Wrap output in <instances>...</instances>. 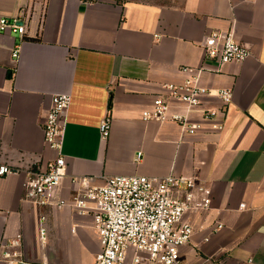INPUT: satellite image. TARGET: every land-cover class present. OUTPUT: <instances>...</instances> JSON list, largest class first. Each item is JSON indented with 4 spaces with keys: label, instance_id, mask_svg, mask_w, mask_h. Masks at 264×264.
I'll return each instance as SVG.
<instances>
[{
    "label": "crops",
    "instance_id": "0c3cea01",
    "mask_svg": "<svg viewBox=\"0 0 264 264\" xmlns=\"http://www.w3.org/2000/svg\"><path fill=\"white\" fill-rule=\"evenodd\" d=\"M0 15H22L26 26L23 35L0 34V163L19 170L0 176V253L18 234L32 264H93L101 249L92 213L39 209L26 197L27 171L57 156L43 129L52 96L70 93L57 198L71 199L75 176H196L212 188V205L184 215L194 233L182 263L264 264V0H0ZM215 31L233 32L251 55L221 66L206 60ZM203 65L204 86L234 94L217 118L222 130L197 112L194 134L142 118L165 83L191 75L182 68Z\"/></svg>",
    "mask_w": 264,
    "mask_h": 264
},
{
    "label": "built area",
    "instance_id": "2783aa9c",
    "mask_svg": "<svg viewBox=\"0 0 264 264\" xmlns=\"http://www.w3.org/2000/svg\"><path fill=\"white\" fill-rule=\"evenodd\" d=\"M17 32L23 35L26 26L22 15H0V34ZM206 60L221 66L242 62L251 55V50L240 43L233 32L215 31L209 34L204 44ZM19 46L13 51L18 57ZM191 75L182 82L165 83L164 93L158 94L152 106L143 111L145 121L173 120L179 123L183 133L194 134L201 124L191 121V113H200L204 121L211 122L214 130L224 125L217 121L220 113L233 101L230 88L211 89L201 82L206 66L184 67ZM214 97L219 105L208 103ZM70 93L52 96L51 107L46 114L43 129L46 143L57 152L46 169L34 166L27 171L26 197L39 209L46 206L64 207L71 204L80 213H92L100 237L101 249L93 264H183L180 249L194 233L189 221L183 220L189 211L209 209L212 205V188L196 176L170 173L164 176L115 175L102 177V183L91 175L75 176L72 179L75 193L71 199L56 197V190L67 173V161L62 153L66 113L71 105ZM177 106L184 112L174 111ZM109 113L100 125L103 139L111 130ZM142 152L136 159L140 160ZM18 169L0 163V176L17 173ZM243 206V205H242ZM45 215L40 217V234L45 237ZM223 225L218 223L216 231ZM4 264H32L26 259L22 234L9 239L0 253ZM250 262H253L250 259Z\"/></svg>",
    "mask_w": 264,
    "mask_h": 264
}]
</instances>
